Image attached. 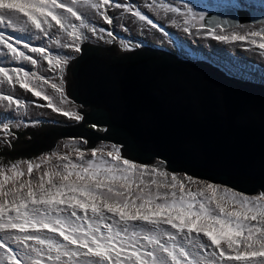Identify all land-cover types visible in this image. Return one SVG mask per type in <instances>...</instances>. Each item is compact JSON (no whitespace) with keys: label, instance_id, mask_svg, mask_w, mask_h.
Listing matches in <instances>:
<instances>
[{"label":"snow or ice","instance_id":"1","mask_svg":"<svg viewBox=\"0 0 264 264\" xmlns=\"http://www.w3.org/2000/svg\"><path fill=\"white\" fill-rule=\"evenodd\" d=\"M160 8L165 15L180 14L186 32L240 47L246 42V50L264 57V20L246 26L206 19L191 4L161 3ZM143 9L155 12L157 0H0V64L46 62L52 74L45 78L24 67L0 66V86L18 85L46 102L27 103L82 121L65 92L63 78L74 56L64 50L79 53L82 43L105 36L106 43L135 47L113 34L114 20L128 30L125 15L165 33ZM98 20L108 27L97 26ZM6 29L29 34L28 39L6 35ZM31 40L42 43L33 46ZM0 101L17 118L26 103L13 92L0 94ZM0 125L10 137V128L20 129L8 120ZM70 143L76 159L53 150L42 159L47 170L35 182L20 178L31 177L41 164L28 162L26 173L20 161L0 164L12 170L0 179V264H264V192L247 195L192 176L180 178L162 170L163 162L149 166L123 158L121 145L101 144L86 159L80 145L87 141L73 138ZM10 146V139L0 137V147Z\"/></svg>","mask_w":264,"mask_h":264},{"label":"water","instance_id":"2","mask_svg":"<svg viewBox=\"0 0 264 264\" xmlns=\"http://www.w3.org/2000/svg\"><path fill=\"white\" fill-rule=\"evenodd\" d=\"M213 17L257 23L264 10L228 6L206 19ZM64 78L67 97L82 106L84 119L10 128L17 139H10L11 151L0 147V164L31 161L53 152L59 138L81 137L87 141L81 150L100 142L121 145L122 157L136 163L162 161L169 171L247 195L264 192V82L155 45L119 51L90 43L70 61Z\"/></svg>","mask_w":264,"mask_h":264},{"label":"rangeland","instance_id":"3","mask_svg":"<svg viewBox=\"0 0 264 264\" xmlns=\"http://www.w3.org/2000/svg\"><path fill=\"white\" fill-rule=\"evenodd\" d=\"M214 1V4H213ZM121 3H124L125 0H120ZM134 4H142L144 3V0H131ZM161 3H171L174 7L175 6H181L183 4H191L193 9L197 13H205L206 8L210 7L211 5L214 7V5H219L223 7L224 5L237 7V8H252V9H258V10H264V0H157V10L155 12H150L147 9H143L144 13L149 15L150 18H153L155 21L159 22L161 26L165 29V33H160L155 29H152L146 25H143L142 22H139L136 20V18L125 15L124 21L126 23V26L128 28L127 31H122L121 27L117 26L116 20H114V23L112 25L113 34L117 37L124 38V43H129L135 45V47L131 48H123L121 47V44L119 41L112 42V43H106L105 40L108 38L105 36L104 39H96L92 38L88 41L90 44H97V45H104L110 47L111 45H114L116 49L119 51L123 50H133L145 45H154L157 47H163V48H169L172 52H174L176 55H178L182 59L186 60H203V59H210L213 61H216L222 65H224L230 74L233 76L240 77L245 80L250 81H259V83L264 82V57H261L259 54L254 53L250 50H246V42L245 47H240L238 44H225L223 42H218L215 39L212 38H201L200 36H195L189 32H186L185 26L182 23L183 17L180 14L176 13H169L165 15L164 10L160 8ZM243 5V7H241ZM184 9L182 8V11ZM119 10H116L118 12ZM116 12H110L109 15H116ZM119 16L117 15V20H119ZM172 19H176L178 21V24H173L171 21ZM135 21V22H134ZM256 23H248L243 25H254ZM97 26H102L107 28L108 26L104 24L102 21H97ZM258 30V29H255ZM195 31V30H193ZM12 33L6 32V35H11L17 38H24L25 40L28 39L29 34L21 33L17 31L16 34L15 31H11ZM31 43L33 46H39L42 41L39 40H31ZM160 45V46H159ZM21 50H24L21 48ZM2 51V49H0ZM65 55H72L76 56L78 53L69 52L68 50H64ZM27 54H31L28 52ZM80 54V53H79ZM234 54L233 58H230ZM0 59H3V57H0ZM258 65V66H256ZM0 66L4 67H24L26 70L35 71L38 76H43L45 78L50 77L52 74L47 70V64L46 62L42 64H37L36 66H32L28 64L26 61H17V62H6L3 64H0ZM67 69V68H66ZM66 75V72H65ZM64 75V77H65ZM64 79V86L66 85L65 78ZM55 82L58 84L60 83L59 77L55 78ZM0 88H3V91L0 92V94H8L9 92H13L14 96L16 98H21L23 101H25V108L21 109L19 118L15 117L14 115H11V111H5L4 110V101H0V121L8 120L10 124H20V131L26 128L25 123L28 121H42L45 123H51V124H57L60 126H70L75 125L79 122L75 121L74 119L68 118L63 116L62 114L55 113L52 109H49L47 107H35L34 104H29L27 102L34 101V103L37 104H44L42 98H34L30 93H27L26 91H23V89H18L19 86L17 85L14 89L9 88L7 85L0 86ZM46 92L49 95H52L53 97L56 96V93L53 89L50 87H46ZM66 92V89H65ZM67 95V94H66ZM70 100V99H69ZM71 101V100H70ZM72 102V101H71ZM67 107V105H65ZM71 107L74 110H79L81 107L77 104H74L72 102ZM81 114V113H80ZM82 115V114H81ZM3 125H0V129H2ZM6 132L0 130V137H4L5 139H11L12 142H15V139H17V136L15 133L12 132V136H9L8 134H5ZM14 137V138H13ZM26 140L31 139L30 135L24 136ZM75 139H81V137H62L57 139L56 141V147L55 151L57 155H63V154H69L73 160L76 159L77 154L73 150L74 145L70 143V141ZM22 140L23 138L20 137ZM84 139V138H83ZM86 140V139H84ZM63 144L64 147L63 150H60V144ZM104 144V145H116V144H105L103 142L98 143L94 148L97 146ZM80 146H87L86 144H82ZM8 149L11 151L12 147H8ZM93 148H84L83 151H85L86 159L90 158V150ZM52 153V150H50L49 154ZM48 154L45 152L40 153L37 155V157H34V159L27 160L26 157L22 158L20 160L19 168L21 171H24L26 173L27 163H39L41 164L40 169H34L33 174L31 177H28L27 175L25 177H21L20 179H32L34 182L38 178L40 174H42L43 171L47 170L46 164L42 163V159L47 158ZM124 158V157H123ZM127 159V158H126ZM19 161V160H17ZM158 162H154L153 164H150L149 166H155ZM52 164H56L57 160L55 157H52L51 159ZM141 164V163H138ZM148 165V164H144ZM161 169L166 170L169 174H176L178 177L183 178L186 175L191 176L188 174H185L184 172H172L166 169V164L163 162L161 164ZM3 175H12V170L8 169L5 171L3 168H0V179L3 178ZM193 177V176H192ZM196 178V177H194ZM200 181H206L201 180L199 178H196ZM194 187V186H193ZM7 188V185H6ZM260 193V192H259ZM252 194V195H257ZM62 239V238H61Z\"/></svg>","mask_w":264,"mask_h":264},{"label":"trees","instance_id":"4","mask_svg":"<svg viewBox=\"0 0 264 264\" xmlns=\"http://www.w3.org/2000/svg\"><path fill=\"white\" fill-rule=\"evenodd\" d=\"M213 4H214V1H213ZM223 7H227V5H224ZM218 8H222L221 6H219V5H214V7L211 5V9H210V7H207L206 8V11H205V13H208V12H210V11H212V10H215V9H218ZM155 45V44H154ZM160 46V45H159ZM167 49H169V48H167ZM217 64L218 65H220L223 69H225V70H227V72L230 74V72L228 71V69L224 66V65H222V64H220V63H218L217 62ZM232 75V74H231ZM240 78V77H239ZM74 104H76L74 101H72ZM77 105H79V104H77ZM80 106V105H79ZM90 126H92V125H90ZM166 171V170H165Z\"/></svg>","mask_w":264,"mask_h":264},{"label":"bare ground","instance_id":"5","mask_svg":"<svg viewBox=\"0 0 264 264\" xmlns=\"http://www.w3.org/2000/svg\"><path fill=\"white\" fill-rule=\"evenodd\" d=\"M6 32H9V33H12L11 31H15L16 32V34L18 33L16 30H12V29H6L5 30ZM13 34V33H12ZM234 54H232V56H230V58H233L234 56H233ZM18 89H21L20 87L18 88ZM22 90V89H21ZM23 91H25V90H23ZM3 105H5V102L3 103ZM11 115L13 116V113H11ZM63 144L61 143L60 144V150H63L64 149V147L62 146Z\"/></svg>","mask_w":264,"mask_h":264},{"label":"flooded vegetation","instance_id":"6","mask_svg":"<svg viewBox=\"0 0 264 264\" xmlns=\"http://www.w3.org/2000/svg\"><path fill=\"white\" fill-rule=\"evenodd\" d=\"M213 11V10H212ZM211 12V11H210ZM207 14V13H206ZM88 43V41L87 42H84V43H82V45H81V47L82 46H84V45H86ZM80 53V52H79ZM79 53L75 56V57H77L78 55H79ZM74 57V58H75ZM256 66H258V65H256ZM71 100V99H70ZM72 101V100H71ZM81 107V106H80ZM89 128H91V129H93V130H97V129H99L98 127H96V128H93L92 126H89Z\"/></svg>","mask_w":264,"mask_h":264}]
</instances>
